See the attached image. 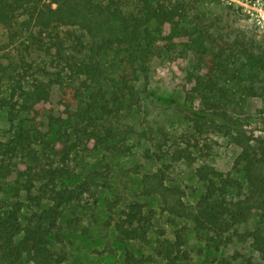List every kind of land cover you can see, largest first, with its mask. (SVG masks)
<instances>
[{"label": "trees", "instance_id": "obj_1", "mask_svg": "<svg viewBox=\"0 0 264 264\" xmlns=\"http://www.w3.org/2000/svg\"><path fill=\"white\" fill-rule=\"evenodd\" d=\"M188 10L186 0H0V111L9 117L0 137L1 264L68 258L63 210L93 194L72 160L100 148L125 150L130 132L120 119L143 96L176 109L188 125L165 148L144 150L159 164L141 173L138 193L158 197L163 212L190 221L207 246L218 249L234 235L264 260V35L214 33L198 14L189 20ZM178 47L193 59L187 88L137 85L152 58ZM53 86L57 109L42 112ZM247 97L259 98L260 107L243 110ZM209 132L239 147L232 169L241 177L202 162L194 174L204 187L186 202L169 170L207 157ZM107 210L116 241H151V209L114 199ZM254 212V226L239 231ZM152 250L154 256H137L126 249L122 262L188 261L184 227L172 238L158 230ZM244 264L258 262L248 257Z\"/></svg>", "mask_w": 264, "mask_h": 264}, {"label": "rangeland", "instance_id": "obj_2", "mask_svg": "<svg viewBox=\"0 0 264 264\" xmlns=\"http://www.w3.org/2000/svg\"><path fill=\"white\" fill-rule=\"evenodd\" d=\"M186 2L189 4V20H193L194 15L198 14L205 26L214 33H223L227 29L230 36L240 30L264 35V0ZM22 19H19L21 25ZM2 38L0 28V40ZM192 66L191 53L185 54L178 47L165 55L152 58L147 74L140 76L137 85L141 87L145 84L158 91L181 92L191 84L189 73L193 70ZM58 98V87L53 86L50 101L41 111L45 112L46 108L57 109ZM260 105L259 98L247 97L243 102V110L253 112ZM120 121L121 126H126L127 132H130L127 133L128 147L125 150L111 151L100 148L80 153L72 160L75 171L80 176L90 178L93 194H87L80 203H72L63 210V248L67 251L68 258L61 264H123L122 256L126 249L132 250L137 256H154L152 239L157 231L164 229L165 234L172 238L175 230L181 227H184L190 259L179 264H244L248 257L258 264H264V260L252 250L248 241H241L234 235L218 249L207 246L202 233H198L190 221L163 212L158 197L142 196L138 193L141 173L159 164L147 159L144 150L158 149L159 145L165 148V144L170 143L184 130L188 121L182 113L143 96L140 107L123 115ZM8 126L9 117L4 109L0 111V137L6 135ZM208 135L212 147L207 157L194 163H173L169 170V181L184 188L186 202H193L204 187L194 174L195 166L202 162L241 177L232 169L239 147L220 134L209 132ZM114 199L119 202L136 201L142 204L145 212L150 209L153 211L154 217L149 231L151 241L119 243L115 240L112 227L106 223L107 205ZM257 220L258 212H254L247 223L238 226V230L252 228ZM106 245L112 248L110 252L96 251L103 250ZM24 264L32 263L28 261Z\"/></svg>", "mask_w": 264, "mask_h": 264}]
</instances>
